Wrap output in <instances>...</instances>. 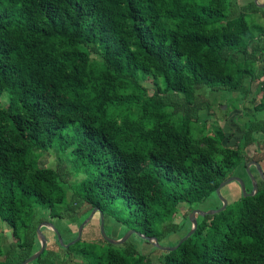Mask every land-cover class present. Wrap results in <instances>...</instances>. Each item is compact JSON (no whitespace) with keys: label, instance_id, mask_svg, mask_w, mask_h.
Segmentation results:
<instances>
[{"label":"trees","instance_id":"16d2710c","mask_svg":"<svg viewBox=\"0 0 264 264\" xmlns=\"http://www.w3.org/2000/svg\"><path fill=\"white\" fill-rule=\"evenodd\" d=\"M232 10L228 0H0V220L11 237L0 264L39 249V223L59 232L93 208L159 242L185 231L174 246L190 229L188 215L174 221L180 205L217 198L230 176L252 189L246 164L264 160V42ZM205 91L239 98L222 113L249 96L233 146L199 115H209ZM51 151L56 167L39 166ZM250 171L254 195L224 185L225 208L196 215L195 231L156 261L127 239L93 264H264V181ZM43 253L33 262L54 264Z\"/></svg>","mask_w":264,"mask_h":264},{"label":"rangeland","instance_id":"374dc122","mask_svg":"<svg viewBox=\"0 0 264 264\" xmlns=\"http://www.w3.org/2000/svg\"><path fill=\"white\" fill-rule=\"evenodd\" d=\"M231 4H233V16H235L237 13H243L246 22L249 25V32L252 34V36L257 40V42H264V7L259 6L258 4H263L264 0H258V3H255V0H228ZM255 82L252 84L251 88L254 90ZM151 92V90L149 91ZM229 92L227 91H221V92H211V91H205L204 92V98L207 99L210 109L208 110L209 115L206 113L205 109H202L199 111V115L210 119V122H216L219 125L222 126V129L224 131V144L233 146L235 142L237 141L240 133L238 131L237 126L234 124L233 119L235 116L240 115L241 109L243 107H247L250 105L247 100V96L244 100V102H240L238 107L236 109H230L229 111L222 113L219 110V107L222 108V110H226L227 104L232 101V104L236 105L238 104L239 98L236 99H229ZM238 94L235 92L230 93V96H237ZM260 95L256 96V101H258ZM232 106V105H230ZM254 150V145H251L247 148L248 153L251 155ZM59 156L62 160H64V157L62 154L59 153ZM56 154L51 151V153H43L40 155V157L37 160V164L39 166H46V167H56V160H55ZM66 167H68L69 163L66 161ZM70 171H71V167ZM261 168L264 172V160L261 163ZM254 174V172L252 173ZM79 179V177L69 176L68 181L65 184L66 186L69 183H72L74 179ZM235 191V190H234ZM228 193V192H227ZM223 195L227 196L226 193ZM219 199L216 198L214 195H211L208 199L204 201L203 204L197 205L195 208L201 209V210H211L215 209L214 206L218 205ZM117 208L119 210L123 209L124 206L120 203V201L116 204ZM88 208L87 205H83L79 210L78 214L85 211ZM129 208L126 207L125 210L122 212L123 217L128 215ZM191 209L190 207H187L186 205L182 204L179 207V211L174 216V221L179 222L183 217L188 215L190 213ZM91 215V212L83 219H87L90 217L89 221L86 223L82 229L81 237L78 240L77 243L70 244L66 247L71 241L74 239L67 241L68 232L66 231L67 228L71 229L73 232L78 230V226L75 223H71L68 221H65L64 224H58L59 227V234L62 238V243L60 245L55 244L54 237H53V231L49 228H46L45 230H42V233L47 237L48 246L43 251L42 260H47L51 263V260L54 261V264H93L101 252H103L105 249H108L110 247L114 248H123L125 247V244H119V245H112L109 244L103 240L100 239V214L98 212H94ZM104 222V233L111 239H119L121 238L128 230L127 225L123 224L122 222L118 223L115 221L114 217L110 216H104L103 217ZM127 229V230H126ZM183 232L185 231H177L176 233L171 234L170 236L164 238L161 240L160 244L163 246H172V244L178 240ZM10 229L8 226L0 220V245L5 246L11 241V237L9 236ZM74 235V233H71ZM77 236V235H76ZM54 244L51 246V243ZM128 243L133 244L139 251L142 253H148L150 258L153 261L157 260V257L160 253V249H156L151 243L147 242L146 240L140 238L139 236L132 234L129 236ZM29 264H37L36 262H30Z\"/></svg>","mask_w":264,"mask_h":264},{"label":"water","instance_id":"95a60500","mask_svg":"<svg viewBox=\"0 0 264 264\" xmlns=\"http://www.w3.org/2000/svg\"><path fill=\"white\" fill-rule=\"evenodd\" d=\"M255 3H258V0H255ZM259 6H263L264 7V3L263 4H258ZM254 166L260 176V178L264 181V172L260 166V164L255 161V160H250L249 162H247L246 164V172L248 173V176L251 180V184H252V189L247 192L246 191V187H245V183L243 181V179L241 177L238 176H230L227 179H225L224 181L220 182L219 185L217 186V188L215 189V193L218 197V199L221 201V206L217 209H211V210H201L198 208H194L191 210V212L188 214V219L190 221V229L188 230V232L178 241V243L174 246H163L160 244V242L158 241V239L154 236H147L139 231H136L134 229H130L128 230L121 238L119 239H111L109 238L105 233H104V222H103V214L101 212H99L100 214V225H99V230H100V234L101 236L109 243L111 244H121L123 242H125L130 235L135 234L137 236H139L140 238L148 241L149 243H151L154 247L164 250V251H170L175 249L182 241H184L188 236H190L196 229L197 227V220H196V215H201L204 216L206 214H213L216 212L221 211L222 209L225 208L226 204H227V200L221 195L220 193V189L230 183L231 181H236L239 184L240 190L243 194V196L246 195H254L257 190H258V185L256 182V179L254 177V175L251 173L250 171V167ZM97 210V208H93L91 211V215ZM90 217H88L87 219H85L84 221H82L79 225H78V230H77V236L76 238L71 241L67 246H69L70 244L75 243L76 241H78L81 237V232L83 227L85 226V224L89 221ZM41 227H46L51 229L52 231H54V233L57 236V239L60 243H62V239L61 236L58 232V230L53 226V224H51L50 222H41L37 225L36 227V233L37 236L39 238L40 241V247L37 251H35L33 254H31L29 257H27L26 259H24L20 264H29L30 262L34 261L37 257L40 256V254L44 251L46 242H47V238L45 237V235L41 232Z\"/></svg>","mask_w":264,"mask_h":264},{"label":"bare ground","instance_id":"6f19581e","mask_svg":"<svg viewBox=\"0 0 264 264\" xmlns=\"http://www.w3.org/2000/svg\"><path fill=\"white\" fill-rule=\"evenodd\" d=\"M188 232V231H187Z\"/></svg>","mask_w":264,"mask_h":264}]
</instances>
